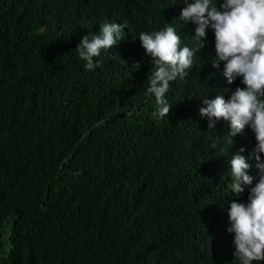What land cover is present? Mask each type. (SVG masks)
<instances>
[{"label":"trees","instance_id":"1","mask_svg":"<svg viewBox=\"0 0 264 264\" xmlns=\"http://www.w3.org/2000/svg\"><path fill=\"white\" fill-rule=\"evenodd\" d=\"M159 1L0 0V264H240L227 210L252 185L229 193V161L255 134L231 146L227 122L208 129L199 108L245 85L213 67L215 41L197 50L183 36L198 70L170 82L169 113L153 116L139 33L172 21ZM105 17L126 30L86 70L76 46Z\"/></svg>","mask_w":264,"mask_h":264},{"label":"clouds","instance_id":"2","mask_svg":"<svg viewBox=\"0 0 264 264\" xmlns=\"http://www.w3.org/2000/svg\"><path fill=\"white\" fill-rule=\"evenodd\" d=\"M170 7L171 22L159 25L158 31L140 32L139 38L146 53L153 58L154 72L149 79L146 95H154L156 109L153 116L166 117L170 105L165 100L171 81L183 79L187 69L197 72L200 59L194 50L182 45L183 36L196 37L201 49L205 40L215 41L213 67L223 62V72L231 84L242 77L245 87L237 86L229 98L217 94L202 98L199 115L208 120V129H215L220 120L227 122L232 146L233 137L250 128L256 139L255 147L247 157L241 147L232 154L230 164V192L239 195L244 185H252L247 202L230 201L228 232L234 234V256L240 264L264 261V0H160ZM98 6V5H97ZM143 16V15H142ZM98 35H83L76 46L79 57L86 61L85 69L100 65L102 49H110L126 30L121 17H105ZM128 25V24H127ZM96 27V26H95ZM94 29V28H93ZM194 62V63H193ZM140 67V62H133ZM189 78V76H187ZM217 147L216 142L212 144ZM221 153L224 149L221 148ZM255 161L258 179L253 184L249 175ZM228 193V194H229Z\"/></svg>","mask_w":264,"mask_h":264}]
</instances>
